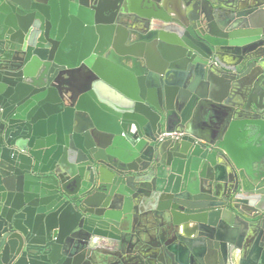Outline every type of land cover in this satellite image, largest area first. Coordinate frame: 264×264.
<instances>
[{"label":"water","instance_id":"1","mask_svg":"<svg viewBox=\"0 0 264 264\" xmlns=\"http://www.w3.org/2000/svg\"><path fill=\"white\" fill-rule=\"evenodd\" d=\"M256 145L264 0H0V264H264Z\"/></svg>","mask_w":264,"mask_h":264},{"label":"crops","instance_id":"2","mask_svg":"<svg viewBox=\"0 0 264 264\" xmlns=\"http://www.w3.org/2000/svg\"><path fill=\"white\" fill-rule=\"evenodd\" d=\"M57 17H58V20L60 21L61 19V21H63V19L65 18V17H63V14H61L60 13V10H58L57 9ZM64 32L67 34V36H68V39H69V44L70 45H72V46H75V48H79L81 45H82V43H83V41H84V33L82 32V31H80V30H75V29H73L72 27H71V22H70V20H67V21H65L64 20ZM91 101L93 102V104H95V106H97L98 107V105H97V103L99 102H97V101H95L94 99H91ZM257 146V148L259 149V150H263L264 151V149L263 148H261V146L260 145H256Z\"/></svg>","mask_w":264,"mask_h":264},{"label":"built area","instance_id":"3","mask_svg":"<svg viewBox=\"0 0 264 264\" xmlns=\"http://www.w3.org/2000/svg\"><path fill=\"white\" fill-rule=\"evenodd\" d=\"M184 134V132L182 131H169V132H161L158 135V139H163L164 137H170V138H178L180 136H182Z\"/></svg>","mask_w":264,"mask_h":264}]
</instances>
